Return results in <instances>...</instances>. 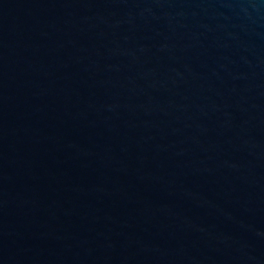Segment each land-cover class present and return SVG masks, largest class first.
Segmentation results:
<instances>
[{"label":"water","instance_id":"water-1","mask_svg":"<svg viewBox=\"0 0 264 264\" xmlns=\"http://www.w3.org/2000/svg\"><path fill=\"white\" fill-rule=\"evenodd\" d=\"M0 264H264V0H0Z\"/></svg>","mask_w":264,"mask_h":264}]
</instances>
